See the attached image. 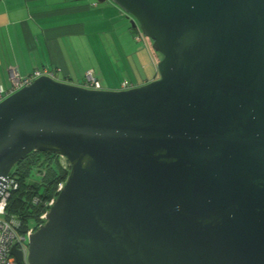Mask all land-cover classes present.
Returning a JSON list of instances; mask_svg holds the SVG:
<instances>
[{"label": "water", "instance_id": "95a60500", "mask_svg": "<svg viewBox=\"0 0 264 264\" xmlns=\"http://www.w3.org/2000/svg\"><path fill=\"white\" fill-rule=\"evenodd\" d=\"M110 1L152 78L42 74L0 100V191L31 150L69 164L27 264H264V0Z\"/></svg>", "mask_w": 264, "mask_h": 264}, {"label": "crops", "instance_id": "0c3cea01", "mask_svg": "<svg viewBox=\"0 0 264 264\" xmlns=\"http://www.w3.org/2000/svg\"><path fill=\"white\" fill-rule=\"evenodd\" d=\"M129 19L110 0H0V84L10 69L42 66L76 83L91 69L108 88L147 81L158 58L146 38L133 37ZM149 65L151 77L143 73Z\"/></svg>", "mask_w": 264, "mask_h": 264}, {"label": "trees", "instance_id": "16d2710c", "mask_svg": "<svg viewBox=\"0 0 264 264\" xmlns=\"http://www.w3.org/2000/svg\"><path fill=\"white\" fill-rule=\"evenodd\" d=\"M33 168L39 172L37 179L30 177L34 176ZM67 171L58 163L57 154L39 150L29 151L11 166L8 175L16 180V186L9 190L5 211L19 220L18 232L26 229L29 220H33L34 227L43 221L39 214L48 208L45 202L57 193L56 185L64 180ZM34 196L38 198L36 202Z\"/></svg>", "mask_w": 264, "mask_h": 264}, {"label": "built area", "instance_id": "2783aa9c", "mask_svg": "<svg viewBox=\"0 0 264 264\" xmlns=\"http://www.w3.org/2000/svg\"><path fill=\"white\" fill-rule=\"evenodd\" d=\"M133 37L136 40H144L145 38L137 26H135ZM42 74L50 76L55 79H63V77H60L58 75L57 69L50 66L35 67L31 71L25 74H19L14 69H10L8 84L6 85L0 84V100L7 94L21 87L22 85L28 84L36 76ZM77 83L82 86L90 87V88L102 87L99 80L92 73L91 69H86L83 73L82 80ZM124 87H127L125 81L121 82L119 88H124ZM57 161L62 168L68 169L69 164L64 156L57 154ZM62 183L63 180L57 183L55 188L56 191H58ZM15 186H16V180L8 176L3 189L0 191V264H27L25 260L26 236L29 232H31L35 228L34 223H28L26 229L23 232H18L17 227L19 225V220L14 215L6 214L5 206H6L7 197L9 195V190L11 188H14ZM54 196L55 195L51 196L45 202L47 207L54 199ZM37 200L38 198L34 196L33 201L36 202ZM45 211L39 214L40 220L44 219ZM40 222L42 221H38L37 224H39ZM37 224L35 226H37ZM11 244H14L15 247L21 251L23 255L21 261H17L15 257L10 253Z\"/></svg>", "mask_w": 264, "mask_h": 264}, {"label": "rangeland", "instance_id": "374dc122", "mask_svg": "<svg viewBox=\"0 0 264 264\" xmlns=\"http://www.w3.org/2000/svg\"><path fill=\"white\" fill-rule=\"evenodd\" d=\"M145 37V36H144ZM146 38V40L149 42V44H150V40L147 38V37H145ZM150 48H151V45H150ZM151 51L153 52V54L155 55V57L156 58H158L159 57V54H158V52H156V51H154L152 48H151ZM144 75H146V76H149V77H151L153 74H154V68H152L150 65L149 66H145V68H144ZM104 85V84H103ZM41 155V154H40ZM32 172H33V175L34 176H30V177H32L33 179H37V178H39V172L38 171H36L34 168L32 169ZM29 223H33V220H29Z\"/></svg>", "mask_w": 264, "mask_h": 264}]
</instances>
